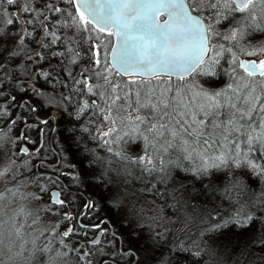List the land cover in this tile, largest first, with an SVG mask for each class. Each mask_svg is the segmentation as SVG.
<instances>
[{
    "label": "snow or ice",
    "instance_id": "6c2138e0",
    "mask_svg": "<svg viewBox=\"0 0 264 264\" xmlns=\"http://www.w3.org/2000/svg\"><path fill=\"white\" fill-rule=\"evenodd\" d=\"M3 5L14 8L9 12ZM204 12L208 15H202ZM161 16L167 19L161 22ZM13 24L16 30L6 31ZM217 25L224 30H218ZM257 31L264 33V0H0V69L15 57L36 64L57 58L71 81L69 91L80 94L77 110L94 111L107 122L100 133L106 145L122 139L119 132L126 127L138 133L141 155L135 161L128 156L123 159L138 164L142 171L166 179L168 166L180 168L184 160L195 158L200 160L195 174L201 177L212 170H226L225 178L236 190L243 187L242 180L255 181L258 190L248 185L250 195L243 208L204 231L228 225L248 231L256 223V234L238 251L248 257V264H264V230L258 226L262 218L248 211L255 208L264 212V60L242 61L232 48L219 43L238 44ZM210 52L213 65L225 52L231 54V82L220 90L206 91L185 82V76L205 65ZM244 54L251 56L256 51ZM38 74L52 79L49 71L40 69ZM173 76L180 83L174 85ZM61 96L62 101L50 99L55 103L74 99L73 95ZM84 96L94 99L89 102ZM22 151L27 154V149ZM12 164L15 161L0 169V180L10 173L15 180ZM227 172L233 176L227 177ZM23 182L15 181L0 191V215L6 201L17 197L18 185ZM51 204L63 206L65 201L54 193ZM24 215L31 214H24L22 208L16 211L7 232L0 223V264H6V254L9 261L23 254L28 241L22 236L24 221L17 226L16 217ZM65 218L71 219L67 214ZM38 221L39 217L34 218L28 227ZM39 231L50 237L46 245L36 249L53 253L47 256L46 264H56L57 258L72 252L80 261L91 256L66 243L71 228L58 235L55 228ZM51 237L59 245L54 252ZM37 239L31 241L33 246ZM16 240L23 242L20 250L13 252ZM106 260L102 258L101 264ZM87 264L92 261L87 259Z\"/></svg>",
    "mask_w": 264,
    "mask_h": 264
},
{
    "label": "trees",
    "instance_id": "16d2710c",
    "mask_svg": "<svg viewBox=\"0 0 264 264\" xmlns=\"http://www.w3.org/2000/svg\"><path fill=\"white\" fill-rule=\"evenodd\" d=\"M3 8L11 12L14 6L3 5ZM16 27L15 24L7 26L6 31H14ZM263 38L264 33L257 31L247 37V40L251 43V41L259 42ZM245 44L244 41L240 43V40L238 44L224 41L226 48H232L239 56H243L239 57L240 59L248 58L244 54L248 46ZM32 47L37 46L33 44ZM212 56L211 54L201 69L185 78V82L191 81L206 91L226 87L227 83L231 82L230 76L233 68L230 66L231 54L225 52L219 58V63L214 65L210 63ZM40 69L51 72L52 79L42 78L38 74ZM0 75L3 76V80L0 81V129L5 128L0 131V137L5 134L12 137L18 136L15 149L1 156L3 160L0 161V169L8 167L12 161H15V164H12L13 172L16 173L15 180H11V173L6 176L3 180L6 183L5 188L12 187L15 181H24L18 185V200L11 199V201L22 203L20 205L24 206V202L19 197L25 192L24 195L34 202L32 206L36 208L39 206L38 201L49 199L50 191L58 188L61 182H90L91 185L87 186L88 190L84 191L97 207L95 209L96 220L91 224L95 225L104 221L103 213L110 215L112 225L106 222L104 227L107 228V236L112 240V245L119 247L121 240L123 248L134 250L139 256V261L144 260L145 264H248V257L238 250L243 249L256 234V223L252 224L248 231H241L231 225L215 231L206 232L204 229L222 219L229 218L237 208H243L250 195L247 192L248 185L250 184L254 191L258 190L255 181L242 180L243 187L236 190L229 186L230 180L225 178L226 170H212L208 176L201 177L195 174V169L200 164V160L195 158L184 160L180 168L168 166L169 175L166 179L161 178L157 173L142 171L138 164L131 162L135 161L142 152V143L138 133L130 132L131 128L126 127L119 132L122 139L106 145L100 133L105 130L107 122H102L94 111L79 112L77 110L81 102L80 94L75 90L69 91L72 87L71 81L68 80L55 57H49L39 64L29 62L26 58L15 57L4 64V67L0 69ZM172 83L175 85L180 81L172 78ZM37 92L40 95H37ZM61 94L73 95L74 99L61 103H55L50 99L54 97L56 101H62ZM12 96H15V100L11 99ZM10 99L11 102L8 104ZM83 99L91 102L94 97L84 96ZM53 111H58L59 118L56 121L52 142L50 136L53 130V120L44 129V151L40 150L36 153L34 149L40 142L43 127L40 120L49 118ZM22 129H24L23 133ZM125 132L128 135H124ZM23 145H27L30 149L27 154L22 151ZM41 152L44 153L43 156L40 155ZM116 152L121 155H115ZM56 153L61 156L62 165L65 167L63 169L66 170L67 163L71 161L75 166L74 175L62 172L60 167L57 168V172L53 173L41 170V167H46V164L42 162L39 164V161L52 157V162L56 163L58 161ZM124 156L131 157V161L123 159ZM101 159L105 161L104 164L100 162ZM167 159L166 155L165 160ZM62 165L60 164L61 167ZM118 170L122 172L118 174L116 180L107 176V173ZM232 176V172H227V177ZM112 177L115 175L112 174ZM115 183L129 184L136 196L139 194L141 198L151 200L160 209V216L162 214L172 215L177 216V219L168 220L159 217L156 220L141 222L139 225L133 224L129 217L118 221L115 219L116 212L125 214L126 212L124 202L115 198L118 190L114 186ZM31 185L36 188L34 194L30 192L31 189L29 190ZM5 188L0 191H4ZM37 188L39 191H36ZM78 190L83 191V188L81 190L78 188ZM75 196L78 195L75 194ZM75 196H71L70 199L77 216L87 199L82 196L80 207L76 211ZM248 211L262 218L258 226L264 230V212L255 208H248ZM13 214L14 212L11 213L12 216ZM45 214L51 215V212L42 208L39 215L42 222ZM80 223L85 224L82 221ZM81 224L75 220L76 231L85 230L87 235H71L68 241L70 247L74 249L78 246H81V249L87 247L91 256L80 261L77 259V254L72 252L63 259L73 264H87V259H90L92 264H101L102 258L90 243L93 236L91 233L95 230L84 229ZM111 229L119 235L120 239L111 233ZM48 239L50 237L39 238L38 241L41 243L35 244L34 248H31L29 243L25 244L27 249L24 246L23 254L18 258H13L12 264H33L29 263V259L35 260L34 264H46L47 256L53 253L43 254L36 249L46 245ZM51 239L54 241V252L59 245L55 244V237ZM103 242L106 243V238ZM115 259L118 260V258ZM117 260L115 261L119 263ZM132 261L133 258L128 264ZM9 262L8 260L6 264Z\"/></svg>",
    "mask_w": 264,
    "mask_h": 264
},
{
    "label": "rangeland",
    "instance_id": "374dc122",
    "mask_svg": "<svg viewBox=\"0 0 264 264\" xmlns=\"http://www.w3.org/2000/svg\"><path fill=\"white\" fill-rule=\"evenodd\" d=\"M242 41H244L248 45L247 48H246L247 52L253 51V50L256 51L255 55H251V56L247 55V57H248L247 60H251V59H256L257 61L264 60V52L260 51L261 48H264V38L260 39L259 42L251 41V43H248V40H247V37H246L244 39H240V43ZM216 42L217 41H215L214 44H216ZM219 43H221V42H219ZM222 44H224V43H222ZM239 57H243V56H239ZM230 66L233 67L231 62H230ZM36 111H37V109H36ZM52 114L53 113H51V115ZM54 115H58V113L54 112ZM124 129H126V128H124ZM28 131L30 132V127L28 128ZM129 131L131 132L132 129H129ZM23 132H24V129H22V133ZM17 139H18V136H13L12 137V136H9L8 134H5L4 136L0 137V161L3 160V158H1V156H4L8 152L12 151V149H15L16 140ZM101 160L102 161H100V162L102 164H104L105 161H103V159H101ZM104 160H106V159H104ZM121 172H122L121 170H118L116 172L107 173V176L112 178V179H114V180H116L115 178H118V174L121 173ZM112 174H114L115 177H112ZM124 182H126V181H124ZM5 185H6V183L3 182V180H0V190H3L5 188ZM114 186L118 189L117 193L115 194V198L116 199L118 198L119 200H121V202H124L123 203L124 204V208H125L124 211L126 212V215L129 216V218L133 222V224L139 225L141 222H144V221H147V220H156L159 217L167 218L168 220L177 219V216H172V215L166 216V215L162 214L160 216V214H159L160 209H158V207L155 206L151 200H147V199L141 198L139 194H137V196H136V193H135L134 189L129 184H126V183H124V184L123 183H115ZM31 187L33 189L29 188V190L31 189L32 191L30 190V192L34 194V191H35L36 188H35V186H31ZM20 191H22V190H20ZM36 191H39V189L37 188ZM24 194H25V192H24ZM32 199L35 201L34 197ZM13 200H18V198L16 197ZM32 203H34V202L32 201ZM20 204H22V203H20ZM20 204H19V202L15 203L14 201H11V200L10 201H6V207L4 208L3 214L0 215V223H3V227H4L5 231L7 232V230H9V228H10V224H11V219L10 218L12 217V215H11L12 212L15 213L16 211H19L22 208L24 214H29L30 213L31 215H24L23 217H16V223H17V226H19L21 221L22 220L24 221V227H23V231H22L23 239L28 241V243L31 246V248H34L36 246H33V244L31 243V241L33 240L34 237L38 236L39 238H43V239L48 237L47 233H45V235H43V237H42V235H40L39 229H49V230H51V229L55 228L57 230V221L54 219V217L52 215L45 214V216L43 218V225L41 223H37L39 225L34 224L30 228V227H28V225L32 223V220L34 218H36V215H34V212H35L34 211V206H32L31 203H27L25 206H22ZM37 204L39 205V207L41 209L42 208L48 209L49 207H51V209H52L51 196H50L49 199H45V200H43L41 202L38 201ZM129 204H131V205L129 206ZM27 223H28V225H27ZM147 234H149V233H147ZM38 240L39 239H37L36 242H35L36 245H38V243H41ZM5 242L7 243V240ZM22 242H23L22 240H16L15 241V244L13 245V252H16V251L20 250L19 249V245ZM66 243H68L70 245L68 239L66 240ZM24 246H26V245H24ZM77 248L81 249L80 246L76 247L75 249H77ZM26 249H27V246H26ZM18 257H20V256H16L14 258H18ZM4 260L6 261V263H8L9 256L7 254L4 256ZM217 260H218V258H217ZM12 261H13V259L9 262V264H12L13 263ZM14 264H16V263H14ZM56 264H73V263H71L70 261H66L63 258L62 259L61 258H57ZM139 264H145V261L144 260H140ZM223 264H225V263H223Z\"/></svg>",
    "mask_w": 264,
    "mask_h": 264
},
{
    "label": "flooded vegetation",
    "instance_id": "af4514ba",
    "mask_svg": "<svg viewBox=\"0 0 264 264\" xmlns=\"http://www.w3.org/2000/svg\"><path fill=\"white\" fill-rule=\"evenodd\" d=\"M202 15L207 16L208 13L204 12L202 13ZM166 19V16H161L160 20L163 21ZM226 24V22H222V25ZM222 25H217V29L220 31H223L224 28ZM215 39L213 40V44L215 43ZM221 43H224L223 40L219 41ZM215 45V44H214ZM11 102V99L8 100V104ZM53 119L47 120L48 123H44L41 121V124H43V127L41 128V138H40V142L39 144L36 146V149H34V152L38 153L40 150L44 151L45 147H44V138H43V133H44V129L47 127V124L51 123ZM53 130H52V134L50 136V141L52 142V138L54 135V132L56 130V121L53 120ZM5 129V128H4ZM2 128V130H4ZM44 147V148H42ZM30 151V149L28 150V152ZM27 152V153H28ZM41 156L44 155L43 152L40 153ZM39 155V156H40ZM56 156L58 157V161L56 163L52 162V157H46L45 160L39 161L42 163L46 164V167H41V170H45L46 172L49 173H53V172H57V168L60 167V169H62V172H69L71 174H75L74 169L75 166L72 165L71 161L68 162V168L65 170L63 168L64 165H62V161H61V156L56 153ZM60 164L62 165V167L60 166ZM61 172V171H60ZM91 183L90 182H86V183H68V182H61L60 184H58V188H54L53 190H57L60 194V199L65 201V204L63 206H58V205H53L52 204V211H51V215H54L53 213H58L55 214L54 218H57V231L58 234L59 232H63L64 230H66L67 228H71L72 229V234L73 236H83V235H87L86 231H76V225H75V220L77 223L81 224L80 222H84L85 224H81V227L84 229H93L95 230V232L91 233L93 234L92 239L90 240V243L93 244L92 246L95 247L94 249H96L98 255L100 258H104L107 257L106 260V264L111 263V264H128V262L133 258L132 263L130 264H137V262L139 261V256L136 255V252L134 250L131 249H125L123 248V245L121 244V240L119 242V247H116L114 245H112V240L108 238L107 236V232H106V227H104V224L107 222L109 224H111L110 220H106L104 219V221H102L99 224H95L92 225L91 222L96 220V216H97V212L95 211V209H97V207L94 206L95 202L88 198L87 193L84 190H88L87 186H90ZM33 186V185H31ZM31 186H29V188H32ZM78 188L81 190L83 188V191H79ZM50 191V193H51ZM75 194H77L78 196H75ZM71 196H75V200L74 203L76 205V211H78V208L80 207V202H81V198L82 196L85 197L87 199L85 205L82 207V211L76 216L75 215V210L73 209L72 206V201L70 199ZM52 199V197H51ZM87 205H92V207H87ZM65 214H67V217H70L71 219H66L65 218ZM99 225V228L95 227ZM112 225V224H111ZM113 227V226H112ZM99 232H101V236L99 238L100 243L99 244H94V240L98 237ZM111 233L119 238V235L117 233H115L113 231V229H111ZM70 235V236H71ZM69 236V237H70ZM69 237L67 238L69 240ZM106 238V243L103 242V239ZM81 247V246H80ZM77 250H81V252L84 251H90L87 247L82 248V249H78ZM95 250H92V252H96ZM115 254V255H113ZM93 256V255H92ZM115 258H118L115 259ZM115 260H117L119 263H117Z\"/></svg>",
    "mask_w": 264,
    "mask_h": 264
},
{
    "label": "bare ground",
    "instance_id": "6f19581e",
    "mask_svg": "<svg viewBox=\"0 0 264 264\" xmlns=\"http://www.w3.org/2000/svg\"><path fill=\"white\" fill-rule=\"evenodd\" d=\"M19 198H20V200H22V202H24V206L27 203H31L33 205L31 199L27 195H22ZM34 211H35L34 212V215H36V217H39L38 223H41L43 225V222L41 221L40 216H39L40 213L42 212V209L38 206V207L34 208ZM115 216H116L115 219H117L118 221H119V219L120 220H124L125 218H128L129 217L128 215H126L123 212H116V215ZM103 217H104V219H106L108 221L111 219L110 215L108 216L107 213H103ZM27 225H28V223H27ZM37 225H39V224H37ZM35 262H36L35 260L29 259V263H33L34 264Z\"/></svg>",
    "mask_w": 264,
    "mask_h": 264
},
{
    "label": "water",
    "instance_id": "95a60500",
    "mask_svg": "<svg viewBox=\"0 0 264 264\" xmlns=\"http://www.w3.org/2000/svg\"><path fill=\"white\" fill-rule=\"evenodd\" d=\"M166 19H167V17H166ZM166 19H165V20H166ZM161 22H163V21H161ZM208 55H209V54H208ZM208 55L205 57V60L208 58ZM110 58H111V53H109V59H110ZM249 61H253V60H249ZM245 62H247V61H245ZM193 74H194V73H193ZM193 74H192V75H193ZM190 76H191V75H190ZM187 77H189V76H185V78H187ZM173 78H176V77L173 76ZM48 120H50V119H48ZM23 149H28V148H27L26 145H24V146H23ZM54 193H59V192H58L57 190H53L52 193H51V195L53 196ZM100 236H101V232H99L98 237H97L94 241H96L97 239H99Z\"/></svg>",
    "mask_w": 264,
    "mask_h": 264
}]
</instances>
